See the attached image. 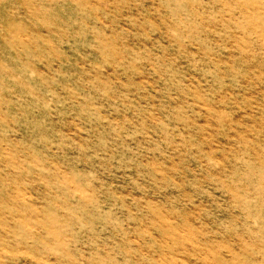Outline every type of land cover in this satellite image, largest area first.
Listing matches in <instances>:
<instances>
[{
    "label": "rangeland",
    "instance_id": "1",
    "mask_svg": "<svg viewBox=\"0 0 264 264\" xmlns=\"http://www.w3.org/2000/svg\"><path fill=\"white\" fill-rule=\"evenodd\" d=\"M0 264H264V0H0Z\"/></svg>",
    "mask_w": 264,
    "mask_h": 264
}]
</instances>
